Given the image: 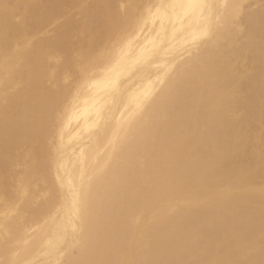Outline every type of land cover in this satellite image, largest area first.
<instances>
[{"label":"bare ground","instance_id":"1","mask_svg":"<svg viewBox=\"0 0 264 264\" xmlns=\"http://www.w3.org/2000/svg\"><path fill=\"white\" fill-rule=\"evenodd\" d=\"M0 264H264V0H0Z\"/></svg>","mask_w":264,"mask_h":264},{"label":"rangeland","instance_id":"2","mask_svg":"<svg viewBox=\"0 0 264 264\" xmlns=\"http://www.w3.org/2000/svg\"><path fill=\"white\" fill-rule=\"evenodd\" d=\"M90 2H94V0H90ZM70 15H72V14H70ZM78 17H80V16H78V15H75V18H78ZM100 19H98L96 22H98ZM96 22L95 21H93V23H92V25L95 23L96 24ZM94 24V25H95ZM99 24V23H98Z\"/></svg>","mask_w":264,"mask_h":264}]
</instances>
